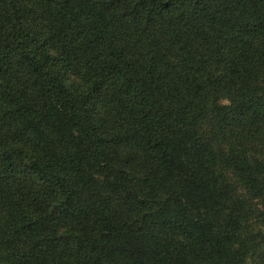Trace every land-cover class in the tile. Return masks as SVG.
<instances>
[{"label":"trees","instance_id":"trees-1","mask_svg":"<svg viewBox=\"0 0 264 264\" xmlns=\"http://www.w3.org/2000/svg\"><path fill=\"white\" fill-rule=\"evenodd\" d=\"M53 2L0 0V264H264V0Z\"/></svg>","mask_w":264,"mask_h":264},{"label":"rangeland","instance_id":"rangeland-1","mask_svg":"<svg viewBox=\"0 0 264 264\" xmlns=\"http://www.w3.org/2000/svg\"><path fill=\"white\" fill-rule=\"evenodd\" d=\"M43 1L44 0H40V1L32 0L31 11H32V14L34 13V16H31L30 19H33L34 23L37 24V26L39 28L43 29L42 32L44 34V33H46L45 24L48 22V13H51V11H53V8H55V5H54L53 0H45V2H43ZM17 72L19 74H22V77H23V70L19 69L18 65H15L11 70V74L15 75V73H17ZM86 72L87 71L85 70V68H79V70L78 69L71 70V72L68 73V77L66 80L67 86L69 88L75 90V91H77V90L83 91L86 88H88L90 82H89V75L86 74ZM96 98L97 99H96L95 103L97 105L98 115H100L101 117L107 118L108 116H110V114H112V112L109 111L106 107L107 105H105L106 101H107L106 99H108L106 93L103 92L101 95H99ZM227 103L228 102H225L224 104H227ZM116 126L118 128V125H116ZM117 128H115V130H117ZM133 145H134L133 142H129V147L132 150L135 149V146H133ZM129 147H128V149L125 148L126 152L130 151ZM3 157H4V155L2 154V150H0V161H1L0 165L1 166H2L3 161H4ZM19 168L20 167H17L16 170H19ZM7 172H10V171H7ZM17 177H19V176L17 175ZM26 178L29 180V185H30V187H32V189L42 188L43 184L39 183V181H37L35 178H33V177H31L30 179L28 177H26ZM252 204H253L252 205L253 207H258L259 210L262 211V213H264V204L260 200L256 199V200H254V203H252ZM5 220H6L5 219V213L0 208V232L2 231V229L5 226V224H4ZM251 222H252V224H255V226H257V227H262V228L264 227L263 226L264 223L262 222V220L254 217V216L251 217ZM166 239L168 242L169 241L170 242L175 241L176 243H177V241L182 242V240H183L182 238H177L176 236L167 237ZM0 251H3V248H1V246H0Z\"/></svg>","mask_w":264,"mask_h":264}]
</instances>
